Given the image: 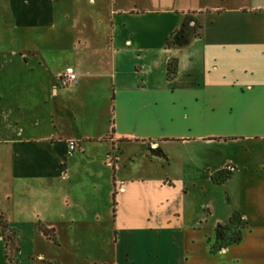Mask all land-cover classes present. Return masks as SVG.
Wrapping results in <instances>:
<instances>
[{"label":"crops","instance_id":"1","mask_svg":"<svg viewBox=\"0 0 264 264\" xmlns=\"http://www.w3.org/2000/svg\"><path fill=\"white\" fill-rule=\"evenodd\" d=\"M0 214V264H264V0H0Z\"/></svg>","mask_w":264,"mask_h":264},{"label":"rangeland","instance_id":"2","mask_svg":"<svg viewBox=\"0 0 264 264\" xmlns=\"http://www.w3.org/2000/svg\"><path fill=\"white\" fill-rule=\"evenodd\" d=\"M150 156L153 158L152 154H150ZM105 168L109 171V173L112 172L111 164L108 163ZM99 172H98V176L102 177V173ZM82 179L83 177L80 178V180ZM74 186L76 187V190L79 195H82L85 192L79 186L78 183H74ZM97 192H98L97 196H99L100 199H103L104 198L103 193L101 191H97ZM212 195L216 198L219 197V194L215 192H213ZM93 208L96 209V207ZM93 208L87 202H81L80 200L79 205H75L74 207H71L70 210H72L74 213L82 214L81 216L84 219L90 218L94 220L95 215L93 212L94 211ZM91 209L93 211H90ZM108 234H109L108 237L105 236L106 242H109L110 240L112 241V235L110 234L109 231ZM103 240L104 239L94 238L93 236L75 237L74 235H71L68 239V248H71V250L76 252V254H74V257L78 258L77 259L78 264H91L93 258H96V256L98 257L99 255L104 257L105 259L110 258V255L107 253V251H104L102 245L99 243L100 241L103 242ZM67 258L69 263L74 262V260L71 259L69 255H67Z\"/></svg>","mask_w":264,"mask_h":264},{"label":"trees","instance_id":"3","mask_svg":"<svg viewBox=\"0 0 264 264\" xmlns=\"http://www.w3.org/2000/svg\"><path fill=\"white\" fill-rule=\"evenodd\" d=\"M174 76H175V67L173 66V63H171L169 66V77L173 79ZM246 228H247V223L244 220V218L239 214L233 215L228 224L219 225L217 227L216 242L212 246V252L216 253L229 246L241 243ZM41 231L47 237H49L50 233L53 234L54 232L53 230H48L44 227H41ZM0 236L3 237V239L6 242L9 259L12 261L13 254L17 250L15 245V236L13 233L9 231L7 220L2 214H0ZM51 238H53V240L55 241L54 236Z\"/></svg>","mask_w":264,"mask_h":264},{"label":"built area","instance_id":"4","mask_svg":"<svg viewBox=\"0 0 264 264\" xmlns=\"http://www.w3.org/2000/svg\"><path fill=\"white\" fill-rule=\"evenodd\" d=\"M77 80H78L77 74L73 73L72 71L63 74L60 77L61 85L65 88L75 85L77 83ZM75 150H76V145L74 143H71L69 147L70 153H73Z\"/></svg>","mask_w":264,"mask_h":264}]
</instances>
